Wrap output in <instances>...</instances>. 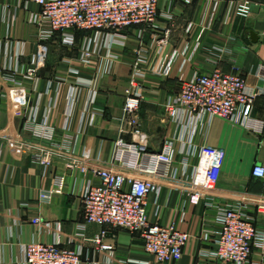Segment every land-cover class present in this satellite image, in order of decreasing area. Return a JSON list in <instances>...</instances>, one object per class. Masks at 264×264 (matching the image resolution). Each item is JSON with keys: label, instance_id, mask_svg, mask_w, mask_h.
<instances>
[{"label": "crops", "instance_id": "1", "mask_svg": "<svg viewBox=\"0 0 264 264\" xmlns=\"http://www.w3.org/2000/svg\"><path fill=\"white\" fill-rule=\"evenodd\" d=\"M240 1L159 0L157 32L135 27L125 30L123 38L76 29L67 33L70 39L60 32L43 39L32 22L36 5L0 0V264H26V247L37 242L81 246L84 264H159L144 251L141 237L125 230L107 231L102 238L114 246L113 253L99 249L93 241L105 228L85 223L81 205L96 178L67 168L71 156L108 165L116 141H132L123 132L122 119L135 68L143 75L133 90L144 97L140 115L149 151L160 152L172 143L175 167L182 172L181 160L189 149H222L226 157L215 202H244L264 231V214L257 205L264 201V179L253 176L256 165L264 166V74L257 73L264 64V0H249L253 11L247 18L233 14ZM168 28L166 43L159 44ZM86 52L89 61H84ZM213 62L222 72L237 67L243 73L256 94L252 119L263 123L262 133L216 117L193 119L184 110L173 118L166 115L165 105L182 81L210 73ZM35 114L38 123L56 132L48 167L38 159L47 148L34 139L29 119ZM197 162L198 152L189 175ZM58 175L66 177L64 193L42 202L41 193L52 189ZM187 200L173 182L148 200L151 222L174 225L190 235L180 259L168 264H221L210 256L220 230L217 208ZM36 217L43 220L41 226L31 222ZM252 260L260 262L257 254Z\"/></svg>", "mask_w": 264, "mask_h": 264}, {"label": "built area", "instance_id": "2", "mask_svg": "<svg viewBox=\"0 0 264 264\" xmlns=\"http://www.w3.org/2000/svg\"><path fill=\"white\" fill-rule=\"evenodd\" d=\"M24 1L39 8L32 22L41 31L43 39L52 38L59 32L67 37L70 30L76 29L99 34L113 33L123 38L125 30L135 27L155 32L160 30L157 26L160 17L159 0ZM185 2L189 4L191 0ZM252 11L253 3L243 0L235 5L233 14L247 18ZM163 32L165 38L159 40V44L166 43L171 29ZM90 57L89 52L83 55L84 61H89ZM213 64L215 69L210 73L182 81L180 90L165 105L166 115L173 118L179 110H184L193 119L216 117L262 133L263 123L252 119L256 94L249 91L243 73L237 67H234L233 72L225 73L216 67V62ZM136 65H139L138 62ZM134 71L132 88L126 90L125 117L122 119L123 126L127 128L122 131L129 133L132 141L128 142L124 138L117 140L108 165L91 163L73 156L67 164L69 170L92 173L96 178L95 182H89L81 198L85 223L105 228L102 235L93 242L101 251L113 253L114 246L104 243L102 238L107 231L121 229L139 235L144 251L159 264L179 260L190 235L174 225L163 226L151 222L147 213L149 197L173 182L187 193L190 205L196 206L201 201H207L209 206L217 208L220 230L215 234L211 257L221 264H252L253 256L257 254L260 261L258 264H264V231L256 227V220L248 214L247 205L244 202L226 205L215 202L216 187L226 157L222 149L210 146H202L193 151L189 149L181 160L182 172L175 167L176 151L172 143H165L160 152L149 151V138L143 130L140 115L144 97L133 90L138 86V78L143 75L136 68ZM257 73L264 74V64ZM29 120L34 139L47 148L39 152V163L51 166L56 148L55 128L47 123H38L37 114ZM196 152L198 162L189 175L188 169L193 165ZM253 176L264 179V166L256 165ZM65 185L66 177L56 176L52 189L41 193L40 200L47 202L55 195H62ZM257 205L259 213L264 214V201H259ZM31 222L38 226L43 224L40 217L33 218ZM73 243L71 240L69 244ZM25 258L26 264H84L81 246L73 248L59 242L31 243L26 247Z\"/></svg>", "mask_w": 264, "mask_h": 264}, {"label": "water", "instance_id": "3", "mask_svg": "<svg viewBox=\"0 0 264 264\" xmlns=\"http://www.w3.org/2000/svg\"><path fill=\"white\" fill-rule=\"evenodd\" d=\"M255 37V35L252 34V38Z\"/></svg>", "mask_w": 264, "mask_h": 264}]
</instances>
